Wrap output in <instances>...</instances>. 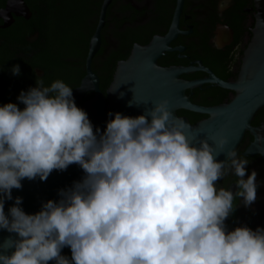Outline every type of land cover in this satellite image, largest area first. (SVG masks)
I'll return each mask as SVG.
<instances>
[{
    "label": "water",
    "instance_id": "1",
    "mask_svg": "<svg viewBox=\"0 0 264 264\" xmlns=\"http://www.w3.org/2000/svg\"><path fill=\"white\" fill-rule=\"evenodd\" d=\"M111 1H103L86 76L72 93L94 97L71 115L57 107L18 125L0 145V264H264V236L242 254H226L217 233L226 206L209 208L264 107V0H255L253 37L235 83L186 82L179 77L192 68L158 66L173 51L179 0L168 35L134 46L118 63L106 100L90 63ZM1 12L11 18L28 9L8 0ZM208 83L233 100L192 105L186 91ZM180 110L208 119L192 126Z\"/></svg>",
    "mask_w": 264,
    "mask_h": 264
},
{
    "label": "flooded vegetation",
    "instance_id": "2",
    "mask_svg": "<svg viewBox=\"0 0 264 264\" xmlns=\"http://www.w3.org/2000/svg\"><path fill=\"white\" fill-rule=\"evenodd\" d=\"M7 1L0 0V135L8 136L18 125L57 107L71 115L94 97L88 93L75 100L72 93L86 76L104 0H22L28 13L11 18L1 12ZM178 1H111L90 63L106 100L118 63L130 57L134 46L146 47L168 35ZM256 15L255 0H182L177 34L168 44L173 51L165 52L158 66L192 68L194 72L179 77L186 82L211 76L235 83ZM185 94L204 109L234 98L233 92L212 83ZM176 114L192 126L208 119L185 110ZM216 205L227 210L217 233L228 256L248 251L264 236V107L253 116L212 190L209 208Z\"/></svg>",
    "mask_w": 264,
    "mask_h": 264
},
{
    "label": "trees",
    "instance_id": "3",
    "mask_svg": "<svg viewBox=\"0 0 264 264\" xmlns=\"http://www.w3.org/2000/svg\"><path fill=\"white\" fill-rule=\"evenodd\" d=\"M196 120H198V117H196L193 122H195ZM6 136H7L6 134L0 135V145H1L2 141H3V138H5Z\"/></svg>",
    "mask_w": 264,
    "mask_h": 264
}]
</instances>
